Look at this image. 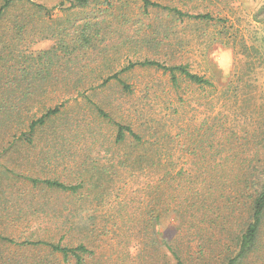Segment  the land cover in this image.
Here are the masks:
<instances>
[{
  "label": "trees",
  "instance_id": "obj_1",
  "mask_svg": "<svg viewBox=\"0 0 264 264\" xmlns=\"http://www.w3.org/2000/svg\"><path fill=\"white\" fill-rule=\"evenodd\" d=\"M67 1V8H86L92 2L97 9L77 10L72 17L65 19L62 27L49 21L51 9H46L40 3L32 0H0V26L5 19L6 10L13 9L20 2L23 4L20 7L28 13L49 14L46 20L26 22L21 17H14L10 24L6 23L8 34L5 36L6 40H1L4 48L10 47L14 40L21 41L22 37L31 36V33L32 41L43 38L53 40L52 46L37 56L23 54L22 67L5 63L7 71L0 69V123L10 116L13 99L15 103L12 106H19L27 95L21 89L23 82H27L31 89L42 86L46 88L51 84L53 92L62 89L66 83L73 84L70 86L78 94L83 93L85 100L102 116L107 115L84 94V90L103 86L111 79H115L122 89L130 90V85L119 78L117 73L103 78L94 86L90 75L87 76L86 73L91 64L87 55L97 51L108 40H115V36L131 40L125 31L119 32L120 29L115 24L124 26L132 21L134 25H142L144 22L141 17H133L127 13L115 14L114 7L118 10L127 8V3H119L118 0H103L106 7L102 9L97 0ZM139 1L144 12L149 8L165 10L167 16L183 26L168 43L170 47L182 50L178 52V57H172L175 61H181L165 64L157 59L144 58L130 62L123 70L135 66L163 70L168 74L175 91L179 90L181 79L197 86L214 88L208 78L192 72L189 63L182 62L184 54L193 49L191 43L201 41L200 44L227 45L234 54L254 60L264 56L260 47L249 41L239 20L234 19L238 9L236 0H171L179 4L172 6L153 0ZM63 5L64 0L52 9H62ZM252 17L254 21L264 23V1ZM133 18L137 19L131 20ZM186 26L202 30V33H187L184 31ZM135 38L142 44L154 47L161 42L156 37L139 33ZM188 45L191 46L185 50ZM90 73H93V69ZM80 83H89V87L81 92L77 89V84ZM65 102L63 100L54 107L45 108L40 117L29 123L27 132L22 136L30 141L37 127H43L47 122L65 120L67 116L62 109ZM113 123L115 130L106 139V149L104 143L93 136L94 143L99 142L94 146L96 152L114 150L124 172L128 171L131 164H136L139 170H147L146 176L150 175L149 170L152 176L145 178L139 189L134 185L135 176L129 174V178H125L114 192L87 191L83 178L78 183L32 178L35 183L78 198L80 203L60 213L58 241L27 240L24 243L32 247L45 245L49 248L43 257L31 258L25 261L26 264H214L213 260L218 264H242L256 251L264 219V160L261 164L263 167H258L254 160H250L249 164L240 162L239 165L244 170L235 171L239 165H234L227 155H222L226 151L223 137H220V141L203 140L204 132L198 134V146V141L191 143L193 147L189 152L193 156L188 165L181 160L174 161L171 154L178 151V148L184 151L185 143L179 135L172 137L168 133H162L164 125L159 123L153 130L149 128L145 133L135 131L132 121ZM85 127V124L72 125L64 122L60 132L51 129L57 136L67 132L72 135L74 131L76 138H81L85 133L81 130ZM260 135L261 149L264 152V127L260 128ZM129 149L130 152H127ZM132 150L137 155L133 153L132 156ZM140 193L143 203L136 207L134 200ZM112 195L117 199V203L113 204L115 210L110 213L105 211L111 218L95 220L98 208L91 211L87 207L89 198L93 196L105 201L112 199ZM165 214H171L176 220L181 218L174 232L169 235L163 234L159 229L158 221ZM103 215L104 213L101 214ZM214 235L220 238L215 240ZM64 239L72 240V244L62 243ZM233 239L235 247L231 250L229 242ZM184 241H187L185 246Z\"/></svg>",
  "mask_w": 264,
  "mask_h": 264
},
{
  "label": "rangeland",
  "instance_id": "obj_2",
  "mask_svg": "<svg viewBox=\"0 0 264 264\" xmlns=\"http://www.w3.org/2000/svg\"><path fill=\"white\" fill-rule=\"evenodd\" d=\"M32 1L51 9L49 21L62 27L65 19L72 17L77 10L97 9L92 2L86 8L72 9L67 8L69 2L64 0L62 9H52L63 0ZM97 1L100 2L101 9L106 7L102 3L103 0ZM153 1H159L163 5H179L171 0ZM263 1L236 0L238 9L234 19L239 20L249 41L258 45L264 52V23H258L252 17ZM118 2L127 3V8L118 10L114 7L115 14L127 13L133 17L138 15L144 24L134 25L131 21L120 26L116 23L115 27L120 29L119 32L125 31L131 40L115 36V40H108L97 51L90 52L87 58L91 60V64L86 73L87 76L90 75L94 86L103 78L117 73L119 78L130 85V90L122 89L115 79L89 90H84L89 87V83L77 84V89L81 92L84 90V94L97 103L107 116L99 114L85 100L83 93L80 95L71 87L73 84L70 86L66 83L62 89L53 92L51 84L46 88L42 86L31 89L27 82H23L21 89L27 95L19 106H12L15 103L13 99L10 116L0 123V264H26L25 261L31 258L43 257L49 250L48 246L32 247L24 243L27 240L58 241L60 213L80 203L78 198L35 183L32 178L56 179L65 183H78L83 178L87 191L114 192L125 178H129V174L135 176L134 185L139 189L145 178L152 176L150 170V175L146 176L147 170H139L136 164H131L134 167L130 166L128 171L124 172L114 150L96 152L94 146L97 143L103 142L105 149L108 146L106 139L115 130L114 121H132L135 131L145 133L149 128L153 130L159 123L164 125L162 133H168L172 137L179 135L185 143L184 151L178 148V151L171 154L174 161L181 160L190 165L193 156L189 152L193 147L191 143L198 141V146V134L205 132L202 135L203 140L220 141V137H223L226 151L222 155H227L234 165L238 166L240 162L249 164L250 160H254L258 167H263L261 164L264 152L261 149L260 128L264 127V56L254 60L234 54L232 48L227 45L193 42L192 51L183 53L182 62H188L192 72L208 78L214 88L197 86L181 79L180 88L175 91L168 74L163 70L138 66L129 70L123 68L132 61L144 58L157 59L165 64L179 63L181 60L175 61L172 57H178V52L182 50L170 47L168 43L183 26L167 16L165 10L156 11L149 8L144 12L139 0ZM20 3L13 9L6 10L5 19L0 26V69L7 66L5 63L22 67L23 54L37 56L53 44L50 38L32 41L31 33V36H24L21 41L14 40L10 47L4 48L1 40L8 34L5 24H10L14 17H21V20L28 22L35 19L46 20L49 15L28 13L20 7L23 6ZM184 31H192V35L195 32H198L197 35L202 33V30L197 31L193 27H187ZM138 33L156 37L161 42L157 47L142 44L135 38ZM190 46H186L185 50ZM197 49L200 50L197 52ZM91 69L93 73H90ZM30 92L32 93L29 94ZM63 100H66L62 108L67 116L65 120H55L47 122L43 127H37L30 141L26 140V136H22L27 132L29 123L40 117L45 108L54 107ZM64 122L72 125L85 124L86 127L81 130L85 132L84 136L76 138L74 131L72 135L67 132L57 136L53 130L60 132ZM93 136L100 141L94 143ZM127 152H130V149ZM133 153L137 155V152L132 150V156ZM260 169L258 168V171H261ZM243 170L244 167L241 168L240 165L235 169L239 172ZM91 197L87 207H90L91 211L98 208V217L95 220L111 218L105 211L110 213L115 210V195L105 201ZM142 203L140 193L134 200V206H141ZM93 216H96V213ZM91 220H94V217H91ZM158 222L163 234L169 235L174 232L181 218L176 220L171 214H165ZM214 238L218 240L220 237L214 235ZM62 243L71 245L72 240L64 239ZM185 243L187 241L183 242L184 246ZM229 243L232 250L235 240ZM213 263L218 264L214 260ZM242 264H264V219L257 249Z\"/></svg>",
  "mask_w": 264,
  "mask_h": 264
}]
</instances>
